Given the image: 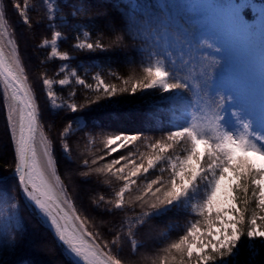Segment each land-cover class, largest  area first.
I'll return each mask as SVG.
<instances>
[{"label":"snow or ice","instance_id":"1","mask_svg":"<svg viewBox=\"0 0 264 264\" xmlns=\"http://www.w3.org/2000/svg\"><path fill=\"white\" fill-rule=\"evenodd\" d=\"M40 3L44 6L51 39L44 38L37 47L50 48L48 60L64 62L58 68L62 78L53 80L42 74V85L53 113H83L84 109L91 110L92 105L110 108L112 103H120L114 99L118 96L158 94L172 115L164 121L156 110L150 109L144 114L143 127L135 132L113 130L98 120L89 122L88 114L65 116L67 123L60 141L69 159L70 135L83 132L89 146L96 143L97 135L101 137L103 148L79 166L82 182L89 183L95 177L97 184L105 185L110 191L107 197L101 194L92 200L94 209L114 218L124 214L118 227L115 223L109 227L112 239L100 243L99 232L89 231L88 218L81 219L71 201L65 198L64 203L72 208L75 221L79 222V231L75 227L70 229L71 217L60 205L65 190L56 174L52 143L41 134L39 148L47 172L60 187L59 193L38 159L39 106L31 87L26 86L18 46L0 12V37L7 39L15 63L13 68L0 47V81L4 85V99L11 100L5 107L15 164L10 174L0 175V185L12 182L21 197L17 201L7 188H0V244L14 243L15 236L23 232L20 215L23 204L50 222L70 264H123L117 254L121 244L127 243L135 254L144 246L136 237L146 228H153L150 221L164 224L157 233L159 244L150 258L151 264H239L237 258L244 236L250 256L258 255L256 242L264 246V116L254 121L243 108L228 107L235 102L230 93L213 90L216 70L222 64V58L217 55L221 49L208 38L200 37L190 46L192 51L174 52L166 40L160 39L169 31L163 16H150L141 10L146 6L131 0H120L119 8L115 9L118 20L106 6L90 0H73L70 5L63 4V0H40ZM12 6L23 23L31 26L29 0L23 3L13 0ZM65 6L71 8L73 20L87 15L89 20L105 21L104 28L114 38L111 46L130 49L129 63L138 61L139 72L133 69L127 78L110 72L122 85L119 87L108 83L99 71L92 76L95 87L86 83L79 75L80 65L73 68L70 64L75 58L58 49V41L67 39L61 29L69 28L76 33L71 46L75 51L104 52L108 48L101 39L92 40L90 30L70 28L68 17L62 15ZM251 6L250 0L235 6L233 15L238 22L248 18L245 10ZM257 15L264 17V4L259 6ZM129 39L135 43H125ZM91 67L99 66L89 65L85 72ZM73 81L92 94L78 104L73 90L58 103L54 86L64 88ZM101 101L110 103L105 106ZM155 132L160 135L156 136ZM137 208L139 212L135 211ZM181 216L185 217L183 223L171 219ZM173 232L175 237L171 235Z\"/></svg>","mask_w":264,"mask_h":264},{"label":"trees","instance_id":"2","mask_svg":"<svg viewBox=\"0 0 264 264\" xmlns=\"http://www.w3.org/2000/svg\"><path fill=\"white\" fill-rule=\"evenodd\" d=\"M261 1L264 2V0ZM20 2L23 3V0H20ZM90 2L106 6L108 11L112 13V16L118 20V13L115 9L119 8L120 0H90ZM131 2L146 6L141 10L146 11L150 16H163L168 24L169 31L160 39L161 41L166 40L167 46L172 48L174 52L182 50L188 53L193 50L190 46L200 37L196 30V25L193 23L192 18L188 16V10L184 6L185 0H131ZM71 3H73V0H63V4L65 5H70ZM12 4L13 0H0V8L5 16L11 37L18 46V57L24 68V75L27 77L28 86L31 87L35 102L39 106V122L46 137L52 143L55 170L64 187V194L72 201L81 219L88 218L86 221L87 229L94 234L99 232L100 235L97 242L103 243L105 240H111L112 235L109 232V227L113 223L118 227L119 221L123 218L124 214L120 213L114 218L101 214L99 209H94L92 200L101 194L107 197L110 191L107 190L105 185L97 184L95 177L91 178V182L84 183L82 182V177L79 175V172L82 170L79 167L81 162L84 159H91L93 154H98V149L103 148V145L99 142L101 137L97 135L96 143L89 146L83 132H75L74 135H70L68 143L71 148V159H69L64 155L60 141V133L67 123L65 116L88 114L87 119L89 122L98 120L113 130L135 132L143 127L142 122L146 111L150 109L156 110L157 115L164 121H167L169 116L172 115V110L159 99L158 94H154L145 97H140L139 95L136 97L127 95L118 96L114 99L120 101V103H112L110 108L92 105L91 110L84 109L83 113L70 114L62 111L53 113L48 105L42 85V74L46 73L47 77L54 76L57 72L59 60H48V49L37 47L44 38H51V31L46 27L47 21L44 18V6L40 3V0H29L31 6L28 12V18L31 21V26H29L23 23L22 18L17 14ZM153 6H155V11L153 10ZM120 11H123V9L120 8ZM70 13L71 8L65 6L62 15L68 17L70 28L81 26L84 30H90L92 33L91 39H101L108 50L92 53L75 51L71 46L75 42L74 37L76 33L69 28H63L61 30L67 36V39L59 41V51H67L69 55L75 58L72 60L74 62L85 60L86 57H92L91 59L97 62L99 72L103 78L108 83H116L118 87L122 85L109 75L110 72L119 74L121 78H127L129 75H132L133 69L139 72L138 61L137 64L129 63L130 57L127 53L130 49L111 46L114 38L104 28L105 21L96 18L89 20L87 15L79 16L76 20H73ZM38 21H40L39 24L37 23ZM101 32H103V35H101ZM125 43L134 44L135 42L129 39ZM154 46L159 47L160 45L156 44ZM217 55L221 57L219 53ZM221 58L222 64L216 70L214 81L220 75V72L225 71L227 68L228 59L226 57ZM56 76H59V74ZM216 89L223 90L228 94L224 89L215 87L213 82V90ZM60 90L67 93L75 90V99L78 104L84 103L85 96L92 94L90 90L85 89L82 85L74 83L60 88ZM109 103V101H101V105L106 106ZM228 107L231 108L233 106L229 105ZM5 114L3 91L0 86V175L10 174L15 166L14 149L8 134ZM156 123L159 126L161 120L158 119ZM96 132L98 133L99 130L97 129ZM155 135L159 136L160 133L155 132ZM10 186L14 187L18 194L12 182H9L8 185H0V188H10ZM22 211L24 227L23 232L18 237V248L11 258L2 264H17V262L23 259L29 260L30 264H70L65 251L58 245L56 237L50 228L41 223L30 212L28 207H23ZM135 211L139 212L140 209L137 208ZM171 219L174 222L183 223L185 217H172ZM149 223L153 225V228L151 230L146 228L136 237L144 246L138 248L135 254L132 253L127 243L121 244L117 254L123 264H151L150 258L159 244L157 233L164 227V224L155 221H150ZM171 235L175 237V232ZM256 244L259 249L258 255L251 257L247 247V237H242L237 258L239 264H264V246H260L259 241Z\"/></svg>","mask_w":264,"mask_h":264},{"label":"rangeland","instance_id":"3","mask_svg":"<svg viewBox=\"0 0 264 264\" xmlns=\"http://www.w3.org/2000/svg\"><path fill=\"white\" fill-rule=\"evenodd\" d=\"M246 2L248 0H185L184 6L188 10V16L192 18L193 23L196 25L199 37L211 40L221 49L219 52L220 56L228 59L226 70L220 72V75L214 81L215 87L224 89L234 97L233 107L243 108L246 114L253 116L254 121H259L264 116V17H258L257 13L259 6L264 4V2L261 0H250L252 6L245 10L247 11L245 15L248 18L241 19L238 22L233 15V10L238 3ZM77 28L81 29V31L84 30L81 26H77ZM7 30L11 34L8 25ZM5 41L7 43V39ZM57 46L59 49V41ZM9 47L11 48V46ZM47 49L49 54L50 48ZM62 63L64 62L59 61L55 75L47 78L53 80L62 78V74L56 76ZM70 64L73 68L80 65L78 71L81 78H84L86 83L95 87V81L92 80V76L99 71L98 67H91L85 72V68L89 65H98L95 60L71 61ZM73 83L75 84L74 81ZM60 88L58 85L54 86V90L59 97L58 103L69 95L66 91L60 90ZM4 103L5 105L7 104L5 99ZM5 113L7 116L6 107ZM196 114L193 113V115ZM41 134L46 136L40 124L39 137H41ZM54 182L57 186L55 179ZM60 184L62 185L61 180ZM57 188L60 189V187ZM7 190L10 196L16 197L17 201L20 200V196L14 187L10 186ZM64 196L66 197L65 194ZM71 204L73 205L72 201ZM23 207V204H21L20 215L22 217ZM19 235L15 236L14 243L0 244V264L5 263L15 253L18 248ZM17 264H30V261L23 259Z\"/></svg>","mask_w":264,"mask_h":264},{"label":"water","instance_id":"4","mask_svg":"<svg viewBox=\"0 0 264 264\" xmlns=\"http://www.w3.org/2000/svg\"><path fill=\"white\" fill-rule=\"evenodd\" d=\"M0 12H2L1 9H0ZM0 47H3V50H4L5 57H6L7 61H8L10 64H12L13 68H15V64H14L13 61L11 60V58H10L9 54L7 53V51L5 50V48H4V46H3L2 42H1V39H0ZM0 86H1V88H2V90H3L4 85H3L2 81H0ZM26 86H28V83H27ZM6 101H7V104H10V103H11V100H10V99H8V100H6ZM39 129H40V124H39V128H38V130H37V135H38ZM48 180H49V179H48ZM49 182L52 184L54 190H55L57 193H59V192H60V189L57 188V186H56L53 182H51L50 180H49ZM65 198H66L65 196H61V197H60V205H61V207L64 208L65 213H66L69 217H71V219L69 220V228L71 229V228L75 227V229H76L77 231H79V222L75 221V217H74V215H73L72 208L69 207V205H67V204L64 203ZM28 208L30 209V212L38 218L37 213H38V214H40V213H39L38 211H34L31 207H28ZM40 215H41V214H40ZM41 216H42V215H41ZM42 217H43V216H42ZM58 219H59V218H58ZM38 220H39L41 223L45 224L46 226H48V227L50 228V230L53 232V234H54L55 237H56V240H57L58 245L64 250V247H63L62 244L58 241V237H57L56 231H55V229L50 225V222H45V218H44V217H43V220H44V221H41L39 218H38ZM60 223H61V227H63V226H64V221L61 220ZM85 239L87 240V238H85ZM89 243H91V241H89Z\"/></svg>","mask_w":264,"mask_h":264},{"label":"bare ground","instance_id":"5","mask_svg":"<svg viewBox=\"0 0 264 264\" xmlns=\"http://www.w3.org/2000/svg\"><path fill=\"white\" fill-rule=\"evenodd\" d=\"M0 39H2V44H3L4 48H5V50L7 51V53L9 54L11 60L13 61V57H12V55H11V51H12L11 48H10L9 45L6 43V41H5L4 38L0 37ZM13 63H14V61H13ZM14 64H15V63H14ZM39 142H40V137H39V132H38L37 139H36V146H37V155H38V159L40 160L41 167H42V168H45V172H46V176H47V178H48L51 182H53V183L55 184L54 179L52 178L51 174H50L49 172H47V170H46V161L44 160L43 155H42V153H41V151H40V148H39ZM37 216H38V218H39L41 221H44V220H43V217H42L40 214L37 213Z\"/></svg>","mask_w":264,"mask_h":264}]
</instances>
